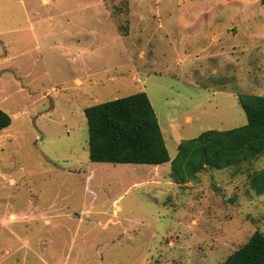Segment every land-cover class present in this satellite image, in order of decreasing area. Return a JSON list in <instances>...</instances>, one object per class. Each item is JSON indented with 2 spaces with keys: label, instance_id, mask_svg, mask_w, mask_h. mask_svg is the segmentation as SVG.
I'll return each instance as SVG.
<instances>
[{
  "label": "rangeland",
  "instance_id": "rangeland-1",
  "mask_svg": "<svg viewBox=\"0 0 264 264\" xmlns=\"http://www.w3.org/2000/svg\"><path fill=\"white\" fill-rule=\"evenodd\" d=\"M146 93L173 160L264 96L261 0H0V264H224L260 231L264 154L179 184L90 160L85 110Z\"/></svg>",
  "mask_w": 264,
  "mask_h": 264
},
{
  "label": "trees",
  "instance_id": "trees-1",
  "mask_svg": "<svg viewBox=\"0 0 264 264\" xmlns=\"http://www.w3.org/2000/svg\"><path fill=\"white\" fill-rule=\"evenodd\" d=\"M264 5V0H261ZM247 124L232 130H208L183 140L172 160L156 112L146 93L98 104L85 110L90 160L94 163L161 166L171 163L179 184L205 169L224 170L251 163L264 154V96L239 95ZM12 124L0 109V132ZM257 195H264V171L251 176ZM224 264H264V234L255 232Z\"/></svg>",
  "mask_w": 264,
  "mask_h": 264
},
{
  "label": "crops",
  "instance_id": "crops-1",
  "mask_svg": "<svg viewBox=\"0 0 264 264\" xmlns=\"http://www.w3.org/2000/svg\"><path fill=\"white\" fill-rule=\"evenodd\" d=\"M166 165V164H165ZM161 166H163V165H161ZM161 166H154V167H157V168H159V167H161Z\"/></svg>",
  "mask_w": 264,
  "mask_h": 264
}]
</instances>
